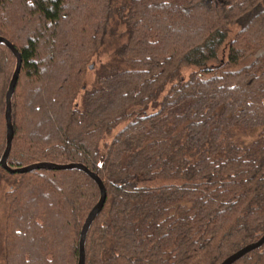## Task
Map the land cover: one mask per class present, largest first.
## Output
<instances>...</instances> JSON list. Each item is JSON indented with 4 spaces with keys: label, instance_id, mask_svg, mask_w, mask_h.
I'll use <instances>...</instances> for the list:
<instances>
[{
    "label": "trees",
    "instance_id": "trees-1",
    "mask_svg": "<svg viewBox=\"0 0 264 264\" xmlns=\"http://www.w3.org/2000/svg\"><path fill=\"white\" fill-rule=\"evenodd\" d=\"M0 36L22 55L9 165L105 183L86 264H219L264 235V0H0ZM16 63L0 43V161ZM1 179L6 264H78L98 184ZM234 264H264V245Z\"/></svg>",
    "mask_w": 264,
    "mask_h": 264
},
{
    "label": "water",
    "instance_id": "water-1",
    "mask_svg": "<svg viewBox=\"0 0 264 264\" xmlns=\"http://www.w3.org/2000/svg\"><path fill=\"white\" fill-rule=\"evenodd\" d=\"M0 43H5L6 46L13 52L17 59L16 63V68L14 71V74L12 76V79L10 81V85L8 88V91L6 93V110H5V119H6V125H7V146L4 151V154L2 155L1 158V166L8 171L11 174L15 173H26L30 172L36 169H55V170H72V169H79L84 171L86 174H88L97 184L100 189V199L98 203L95 205V207L91 210L89 213L88 217L85 220V223L82 227L81 230V235H80V241H79V261L78 264H86V238L88 231L94 222L95 218L98 216V214L103 210L106 199H107V190L105 183L103 179L94 171H92L88 166L82 164V163H77V162H72V163H54V162H38L34 163L31 165H27L24 167H17L13 168L9 165L8 159L11 153V148H12V142L14 139V125H13V115H12V96L14 94L18 79H19V74L21 71V66H22V55L20 51L14 46V44L8 40L5 37L0 36ZM93 65L90 66L91 69H93ZM264 245V235L260 237L255 242L249 243L245 245L244 247L240 248L236 252L232 253L228 257H226L221 263L219 264H234L238 260H240L242 257H244L246 254L250 253L251 251L261 247Z\"/></svg>",
    "mask_w": 264,
    "mask_h": 264
},
{
    "label": "rangeland",
    "instance_id": "rangeland-1",
    "mask_svg": "<svg viewBox=\"0 0 264 264\" xmlns=\"http://www.w3.org/2000/svg\"><path fill=\"white\" fill-rule=\"evenodd\" d=\"M124 29V26H120L118 28V32L121 33ZM121 36H118V39H120V42H124L125 38ZM117 39V38H116ZM108 50L102 55V59H106V57H108V55L110 53L113 52L114 46L116 45V42L114 40V38L109 35L108 36ZM113 41V42H111ZM109 42H111L112 44H110ZM244 64V63H243ZM241 65L238 66H229L226 69H236L239 68ZM92 65L94 66L92 70L95 69V67H97L98 65V61L97 60H93L92 61ZM221 68H218V73L221 72ZM192 71V69H186L184 70V75H188L190 72ZM93 72H89L88 73V78H87V82L89 83L91 81V79L93 78ZM159 182H144L141 183L142 186H156L159 185ZM11 188V185L5 181L4 179H1V185H0V264H6V260H5V236H6V220H7V214H8V203L6 200V193L7 191Z\"/></svg>",
    "mask_w": 264,
    "mask_h": 264
}]
</instances>
